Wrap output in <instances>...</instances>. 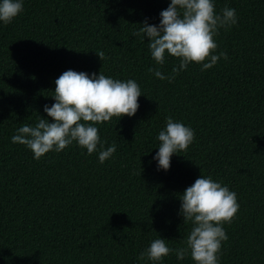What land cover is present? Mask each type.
I'll return each mask as SVG.
<instances>
[{
  "label": "trees",
  "instance_id": "1",
  "mask_svg": "<svg viewBox=\"0 0 264 264\" xmlns=\"http://www.w3.org/2000/svg\"><path fill=\"white\" fill-rule=\"evenodd\" d=\"M170 0H24L23 12L0 24V264H151L137 261L150 241L186 247L190 223L180 195L201 175L237 194L239 209L223 225L220 264H264V0H215L236 10L237 24L219 30L216 65L191 63L172 82L177 63L152 59L133 33ZM147 39V38H146ZM104 53L103 60L97 52ZM72 69L135 79L142 95L132 117L98 124L113 156L100 163L75 143L39 160L13 143L21 124L34 125L54 103L55 79ZM195 133L167 171L152 157L166 119ZM163 264H194L175 253Z\"/></svg>",
  "mask_w": 264,
  "mask_h": 264
},
{
  "label": "clouds",
  "instance_id": "2",
  "mask_svg": "<svg viewBox=\"0 0 264 264\" xmlns=\"http://www.w3.org/2000/svg\"><path fill=\"white\" fill-rule=\"evenodd\" d=\"M23 5L24 0H0V24L11 23L23 12ZM159 17V24H150L145 18L133 33L141 41H147L157 66H163L169 56L176 58L170 74L166 75L160 67H149L148 72L156 78L172 82L191 63L199 64L203 71L212 68L221 58L228 59L226 52H216L215 37L221 28L237 24L234 8L226 6L217 12L215 0H170ZM97 54L103 60L104 53ZM54 83V103L43 106L51 121L39 116L34 125L21 124L11 141L31 150L36 160L50 151L59 153L73 143L86 149L89 155L96 152L100 163L110 159L116 152V144L105 148L106 142L101 139L97 125L114 116L136 114L138 98L142 95L137 81L113 78L101 71L97 74L68 69ZM194 136L190 126L168 117L156 137L158 151L152 160L156 162L157 171L169 170L173 154L185 151ZM179 198L178 214L184 223L191 224L184 237L186 247L170 248L160 236L150 241L137 261L163 264L166 256L175 253L177 261L190 256L194 264H220L222 242L228 239L223 225L231 223L239 209L236 192L211 176L201 175Z\"/></svg>",
  "mask_w": 264,
  "mask_h": 264
}]
</instances>
